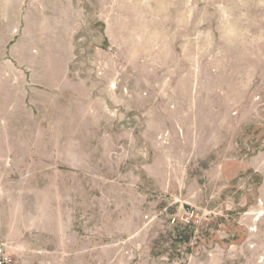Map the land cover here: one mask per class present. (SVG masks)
Instances as JSON below:
<instances>
[{
  "label": "rangeland",
  "instance_id": "1",
  "mask_svg": "<svg viewBox=\"0 0 264 264\" xmlns=\"http://www.w3.org/2000/svg\"><path fill=\"white\" fill-rule=\"evenodd\" d=\"M0 239L264 264V0H0Z\"/></svg>",
  "mask_w": 264,
  "mask_h": 264
},
{
  "label": "built area",
  "instance_id": "2",
  "mask_svg": "<svg viewBox=\"0 0 264 264\" xmlns=\"http://www.w3.org/2000/svg\"><path fill=\"white\" fill-rule=\"evenodd\" d=\"M0 264H16L8 245L0 239Z\"/></svg>",
  "mask_w": 264,
  "mask_h": 264
}]
</instances>
